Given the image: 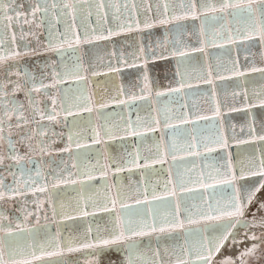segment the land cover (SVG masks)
Here are the masks:
<instances>
[{
    "label": "snow or ice",
    "instance_id": "6c2138e0",
    "mask_svg": "<svg viewBox=\"0 0 264 264\" xmlns=\"http://www.w3.org/2000/svg\"><path fill=\"white\" fill-rule=\"evenodd\" d=\"M23 7L18 0H0V206L5 201H18L17 211L22 213L9 215L0 210V264H264V0H29L27 12L17 10ZM61 19L63 30L56 27ZM24 25L29 30L25 31ZM41 28L46 35L39 31ZM119 36L125 37L131 51L125 54L114 49L103 75H127L128 84L115 85L112 100L138 110L142 105L137 101H151L155 105L166 97L170 102L193 87L189 68L197 58L191 53L207 56L208 47L224 44L236 49L237 56L229 61L231 67L225 69L228 75L208 65L198 77L210 86V97L215 100L213 116L197 114L192 119L183 110L172 116L165 103L163 108H149L145 118L137 115L135 121H124L123 136L117 135V126L107 127L112 114L104 117V136L108 141L121 140L120 148H125V137H139L143 141L145 133L158 131L163 124L174 135L191 137L182 149L188 156L200 157L203 149L205 159L219 153L220 162L207 165V174L201 171L195 180L177 172L176 180L169 178L161 191L156 185L149 189L147 183L141 188L146 179L144 170L157 163L163 165L169 155L175 161V140L171 145L173 151H161L158 146L154 154L144 158L143 164L139 162V148L134 153L125 148L131 161L109 155L108 163L98 169H81L73 162L72 166L78 168L77 179L63 178L67 164L61 161L64 167L52 170L53 191L49 192L47 177L40 182L39 167L35 177L32 175V158L22 155L18 145L32 151V141L48 134L43 122L59 123L61 112L66 123L69 116L75 118L93 111L100 115L108 107L103 97L94 100L82 87L92 83L88 73L93 78L102 74L93 57L101 63L103 58L87 46L98 41L111 42ZM185 36L189 41L195 37L198 46L185 43ZM241 50L244 64L239 59ZM172 59L175 65L170 77L165 69L164 79L169 84L163 89L157 78L150 75L153 69L149 65ZM220 67L218 64L217 68ZM123 68L134 71L125 74ZM251 73L259 74L260 83L249 91ZM233 78V102L228 104L227 92L224 102L216 99V81ZM69 81L75 87L63 89L57 111V99L52 93H60L61 86ZM21 95L27 101L35 128L29 127L32 121L26 114L25 103L19 99ZM40 96L50 101V111L47 105L40 107ZM238 97L239 107L235 106ZM184 107L187 105H181V109ZM225 107L227 112L242 116L239 137L235 124L230 125L231 137L224 134ZM172 119L193 127L191 131L181 129L171 123ZM199 120L208 123L198 128ZM73 126L81 125L74 119ZM73 142L70 129L67 144L59 151L71 153ZM101 142L100 131L93 128L92 144ZM233 145L235 152L230 150ZM37 147L45 152L46 141L39 140ZM75 147L89 146L77 138ZM86 157L87 151L82 159ZM128 164L130 174L132 168L141 170L134 195L131 183L127 191L122 184L111 185L115 193L110 194L105 169L120 173ZM97 171L104 181L103 187L93 189L89 185L93 195H85V183L94 180ZM5 172L12 178L10 183L5 180ZM72 175L69 172V177ZM64 184H79L72 200L66 201L62 193L55 191ZM37 193L47 194L51 208V219L45 211L43 223L40 209L45 201H33L36 211L26 207L28 195ZM197 200L199 203L192 202Z\"/></svg>",
    "mask_w": 264,
    "mask_h": 264
},
{
    "label": "crops",
    "instance_id": "0c3cea01",
    "mask_svg": "<svg viewBox=\"0 0 264 264\" xmlns=\"http://www.w3.org/2000/svg\"><path fill=\"white\" fill-rule=\"evenodd\" d=\"M139 2V0H137ZM162 2V0H161ZM18 4H22L23 8H18L17 10L23 12H27L29 10V0H18ZM55 23V21H53ZM95 22V17H93V23ZM80 21L77 20V28L79 29ZM63 20L61 19L60 23L56 24L57 28L63 30ZM47 27V22H45L44 28ZM44 28L39 29L40 32L44 33ZM25 31L29 30L28 25H24ZM32 30H36L35 26H32ZM157 32L161 31L160 29L156 30ZM46 35V33H44ZM135 35V33L131 34ZM43 39V36L41 37ZM185 43L190 44L191 46H198L195 44V37H193L190 41L187 36L182 37ZM91 49H94L97 56L103 58V62L101 63L96 56L93 57V62L96 64L98 70L102 73L101 75L93 78L90 73H88L89 80L92 83L85 84L82 87L86 90L87 95H92L93 99H97L99 97H103L104 101L108 104V107L101 111V114L98 115L96 111H93L91 114L87 112L81 113L78 117L69 116L67 118V122L64 121V113L61 112L60 115V122L56 124H50L48 121H44V125L47 126L48 134L47 136H37L32 142H34V149L32 151H25L24 146H20V152L22 155L28 156L32 158L34 163H39L41 158L45 160V167L42 168L43 174L47 177V183L49 184V192L53 191L51 188V184L54 180L52 176L53 169H60L63 168L64 165L61 161L67 164V169L62 173L64 179H77L78 168L73 167V162H75L79 168L83 169L85 166L91 168L92 166H96L98 169L100 165H104L108 163V156H116L118 159L122 158L128 161L132 160V156L126 155L125 148L127 152L134 153L137 148L140 151V163L143 164L145 162L144 158L154 154L159 146L161 151H173L171 148L173 140L176 142V149L175 153L177 159L175 161L172 160L171 155L168 156L167 162L163 165L157 163L152 165L151 169H145V182L141 183V188L145 186V183L151 189L152 185H156L159 190H163L164 183L171 178L173 181L177 178V172L182 174L186 179L191 177L193 180L199 175L201 171H204L205 174L209 171L207 165L209 164H217L220 162L219 153H212L208 156L207 159L204 158L205 154L203 153V149H201L202 155L200 157L195 156H188L186 152L182 149L186 145L187 141L191 139L190 136H185L183 134H173L172 129H165L163 124H161L160 129L155 132H147L145 133V138L143 141L139 137H125L123 143L125 148H120L119 145L121 144V140H112L108 141L107 137L104 136L105 131V115L112 114L109 116L107 120V127L117 126L120 131L117 132V135L123 136L124 133L122 131L124 126V121H127L129 118L132 121L136 120L137 115L141 118H145L149 115V108L156 107V108H163L165 103H167V109L169 111V115L177 116L179 115L180 111L183 110L184 112L189 113L192 119H195L197 114L202 116H213V109L215 106V100L210 97V86L201 82L198 77L202 74L201 69L206 71L208 65H212L214 70L220 71L224 75H228L229 73L225 70L226 68H230L231 65L229 61L237 56L236 49L228 44H224L223 47H208L206 49L207 56H204L201 53H191V55L197 58L195 61L192 62L189 71L191 75L190 82L192 83L193 87L191 89H185L184 94L179 98H173L172 101L168 102L166 97L160 98L159 102L155 105L151 103V101L145 103L144 101H137V104L142 105V108L138 110L136 107H125L123 105H119L115 103L112 98L116 95L115 85L120 83H124L125 85L128 84V76L123 75L117 77L114 73H108L107 75H103L107 71V64L109 62V54L115 49L117 51L123 50L125 54L131 51L130 48L126 46V41L124 36L113 37V41H98L93 46H87ZM171 47V45H169ZM231 49V51H229ZM255 51V49H253ZM159 52V50H157ZM239 59L242 64L245 63L244 61V53L241 50L239 53ZM111 62L113 64L116 63L115 58H112ZM87 63V58L85 60ZM256 63L258 66H261V62L259 57H256ZM221 65L220 68H217V65ZM175 59L171 61H157L155 65L150 64V68L153 71L150 75H153L158 80V86L166 89L169 80L164 79L165 69L169 70V77L171 76V70L174 68ZM123 67V65H121ZM124 73L132 72L134 70L123 68ZM249 83L247 87L249 91L253 86H258L260 83V77L258 73H251L249 75ZM96 84H100L101 87L97 88ZM217 85V97L221 102L225 100V92H227V102L231 104L233 102V98L231 93L234 88H236L235 78L230 81H216ZM72 86L75 87L74 82L69 81L66 85L61 86V92H53V96L57 99V111H60L59 105L61 103V94L64 88ZM242 85L241 87H243ZM239 91L240 89H236ZM138 91V90H137ZM22 102L25 103L26 114L32 123L29 125L31 128L36 127V123L33 120L31 115V111L28 110L27 101L24 100L23 95L19 97ZM39 99L41 100L40 107H45L47 105L48 110H51V103L45 97L40 96ZM120 99H125L124 96H121ZM153 99H155L153 95ZM186 104L187 107L181 109V105ZM195 105V107H193ZM94 107H98L97 105H93ZM237 107L240 106L239 104V97L237 98ZM153 116L156 115V112L151 113ZM123 117V119H121ZM224 118H225V125H224V134L231 137L232 129L230 127L231 124L236 125V134L240 136V125L243 123L242 116L239 113H229L224 111ZM38 119V118H37ZM76 119L80 123V127L73 126V120ZM90 121V123H89ZM171 123L176 124L179 128H187L191 131L193 125H180L176 119H172ZM208 122L199 120L196 121L197 127L202 128ZM93 128H96L100 131V138L101 143L99 144H92V137H93ZM71 129L73 134V145H72V152H61L59 149L65 147L67 144V137L69 135V130ZM55 132L57 134L63 133L62 136L56 135L53 136L52 133ZM208 132H204V135H207ZM163 136V142L161 143V137ZM79 138L81 144H87L89 147L88 149L80 148L77 149L75 147V140ZM39 140H45L47 144V150L41 153L40 149L37 147ZM105 141H107L105 143ZM231 151L235 152L236 146L233 145L230 149ZM87 151L86 159H82V154ZM99 161V164H97ZM131 167V164L125 165V171L120 173H115L114 169L109 170L105 169L108 173V184H109V192L110 194L115 193V189L111 187L113 184H122L124 186V190H128V186L131 183L134 195L135 189V182L140 180L141 170L132 168L131 174L127 170ZM36 168H32V173H35ZM171 171V177H169V172ZM69 172L73 175L69 177ZM4 177L7 183L11 182V176L8 175L7 172L4 173ZM81 179H86L84 177H80ZM40 182H45L40 180ZM103 179L100 178L98 171L96 172V178L92 181H86L85 183V195H93V192L90 190L89 185L93 189H102L103 187ZM192 186L191 184L189 185ZM79 189V184L77 185H68L64 184L61 185L59 189H56V192L62 193L63 198L66 201L72 200V198L77 196V190ZM47 194L37 193L36 196H32L31 194L28 195V203L26 207H28L29 211H36V204L33 201H37V203L41 200L45 201V205L43 208L40 209L42 223H43V213L47 211L49 215V219H51V208L47 203L46 200ZM17 202V201H16ZM74 202V201H73ZM131 203V200L128 201ZM194 203H199V201H192ZM6 209L15 208L17 203L15 201H6L4 205ZM54 228V225H53Z\"/></svg>",
    "mask_w": 264,
    "mask_h": 264
},
{
    "label": "flooded vegetation",
    "instance_id": "af4514ba",
    "mask_svg": "<svg viewBox=\"0 0 264 264\" xmlns=\"http://www.w3.org/2000/svg\"><path fill=\"white\" fill-rule=\"evenodd\" d=\"M25 144H27V141H25L24 142ZM32 145H33V149H34V142H32ZM18 148H20V146L18 145ZM25 148V147H24ZM21 150V149H20ZM25 151H28L26 148L24 149V152ZM30 152V151H29ZM29 167H31V168H37V167H39L40 168V171H41V173H42V177L40 178V180L41 181H43V179H44V177H45V175L43 174V171H42V168H46L45 167V160L43 159V158H41V160H40V162L39 163H37V165H36V163H32V165H29ZM36 171V170H35ZM32 175L35 177V173H32ZM21 200L22 199H24V198H20ZM27 200H28V198H27ZM9 202V201H8ZM15 203H17V206H15V208H9V209H6L5 208V204H6V201L3 203V205L2 206H0V210H3V211H5V212H7L9 215H22V213H20V212H18L17 211V209L19 208V202L17 201H15ZM27 209H28V207H27Z\"/></svg>",
    "mask_w": 264,
    "mask_h": 264
}]
</instances>
